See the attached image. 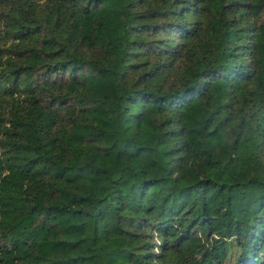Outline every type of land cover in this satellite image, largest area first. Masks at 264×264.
Segmentation results:
<instances>
[{"label": "trees", "instance_id": "1", "mask_svg": "<svg viewBox=\"0 0 264 264\" xmlns=\"http://www.w3.org/2000/svg\"><path fill=\"white\" fill-rule=\"evenodd\" d=\"M0 264H264V0H0Z\"/></svg>", "mask_w": 264, "mask_h": 264}]
</instances>
